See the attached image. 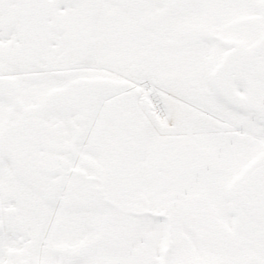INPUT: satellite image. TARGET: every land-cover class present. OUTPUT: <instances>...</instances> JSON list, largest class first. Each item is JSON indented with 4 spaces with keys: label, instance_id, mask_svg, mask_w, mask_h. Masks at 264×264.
<instances>
[{
    "label": "snow or ice",
    "instance_id": "1",
    "mask_svg": "<svg viewBox=\"0 0 264 264\" xmlns=\"http://www.w3.org/2000/svg\"><path fill=\"white\" fill-rule=\"evenodd\" d=\"M0 264H264V0H0Z\"/></svg>",
    "mask_w": 264,
    "mask_h": 264
}]
</instances>
